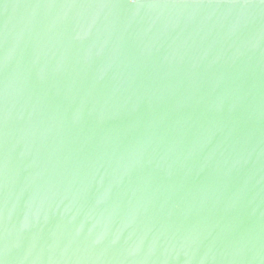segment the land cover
Masks as SVG:
<instances>
[{"label": "water", "instance_id": "1", "mask_svg": "<svg viewBox=\"0 0 264 264\" xmlns=\"http://www.w3.org/2000/svg\"><path fill=\"white\" fill-rule=\"evenodd\" d=\"M0 261L264 264V0H0Z\"/></svg>", "mask_w": 264, "mask_h": 264}, {"label": "snow or ice", "instance_id": "2", "mask_svg": "<svg viewBox=\"0 0 264 264\" xmlns=\"http://www.w3.org/2000/svg\"><path fill=\"white\" fill-rule=\"evenodd\" d=\"M136 2H137V0H128V3H130V4H134ZM0 264H2V261H0Z\"/></svg>", "mask_w": 264, "mask_h": 264}, {"label": "clouds", "instance_id": "3", "mask_svg": "<svg viewBox=\"0 0 264 264\" xmlns=\"http://www.w3.org/2000/svg\"><path fill=\"white\" fill-rule=\"evenodd\" d=\"M137 3V2H136ZM136 3H134V4H132L133 6H135L136 5ZM2 264H4V261H2Z\"/></svg>", "mask_w": 264, "mask_h": 264}]
</instances>
